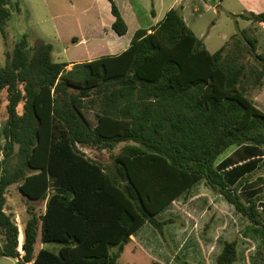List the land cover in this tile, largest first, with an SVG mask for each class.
Returning a JSON list of instances; mask_svg holds the SVG:
<instances>
[{"label":"trees","instance_id":"16d2710c","mask_svg":"<svg viewBox=\"0 0 264 264\" xmlns=\"http://www.w3.org/2000/svg\"><path fill=\"white\" fill-rule=\"evenodd\" d=\"M108 1L112 29L124 36L128 25ZM12 4L0 0L3 35ZM241 17L264 24V13ZM244 31L255 53L256 41ZM227 44L211 53L187 26L181 6L151 33L137 31L121 54L71 69L53 60L52 44L30 45L24 35L0 67V113L4 91L8 95L4 161L19 147L16 164L0 177L1 256L18 264H122L125 246L146 223L167 243L164 227L173 220L159 221L157 214L201 180L264 228L262 197L242 193L259 161L239 166L236 155L218 164L233 147L264 155V112L247 95L240 50L227 53ZM82 148L107 151L111 162L92 159ZM14 184L27 199L46 203L25 225L23 253L19 227L6 211ZM40 237L58 248L36 253ZM256 257L264 259V246ZM237 261L235 238L216 262Z\"/></svg>","mask_w":264,"mask_h":264},{"label":"rangeland","instance_id":"374dc122","mask_svg":"<svg viewBox=\"0 0 264 264\" xmlns=\"http://www.w3.org/2000/svg\"><path fill=\"white\" fill-rule=\"evenodd\" d=\"M115 1L118 5L125 7V0ZM130 1L133 3L135 13L140 15L141 22L146 23L152 17L151 5L148 11H145L141 7L145 3L144 0L143 2L140 0ZM159 1L161 0H156V2ZM173 1L166 0L165 2L170 3ZM246 1L223 0L221 8L218 9L219 14L213 10H205L206 13L201 20L202 25L197 34L199 36L201 33L207 35L205 43L211 53L220 50L227 42V53L237 49L240 50L239 61L245 65L247 73V78L243 81L247 89V95L254 101L256 106L264 109V24L254 23L240 17V15L263 14L264 0L256 2L253 6L248 3L251 0ZM12 2L13 4L10 6L12 17L5 27L6 34L3 35L0 30V67L6 65L8 57L13 54L17 42L24 35L28 37L30 45H35L40 40L52 44L54 47L53 60L56 63H66L71 60L81 59L84 55L90 54V51L96 47L95 41L87 46L79 43L78 38H91L92 33L100 34L102 32L101 27L104 24L107 26L106 33H109V37L100 36V40H103L105 46H107V41L120 46L130 43L135 33V26L127 13L128 9H125V11L130 31L123 37H119L115 33L112 29L115 17L112 13V5L108 0H12ZM243 30H245L244 35L246 37L256 41L255 53H250L251 46L242 37L243 33H239ZM237 33L240 40H231ZM237 40L240 41L239 44H237ZM237 45L239 46L236 47ZM2 100L3 105L0 113V177L3 174L4 168L8 166L12 167L16 164V154L19 149L16 146L15 155L11 159L4 161L6 141L2 133L8 120L6 109L8 95L6 91L2 95ZM18 111L22 113V104L18 107ZM91 117L93 118V115ZM233 148L226 151L220 158L229 154ZM90 150L85 152L90 158L100 160L105 164L111 162V154L109 152ZM45 208V202L31 201L24 197L19 191V184H14L8 188L6 211L12 216L16 224L22 226L23 237L24 228L32 216L31 213L42 214ZM248 224L249 228L256 227L249 222ZM204 233L203 229L198 231V228H193L191 231L194 237H201ZM39 235H41V230ZM4 243L5 239L0 232V264H18L19 259L1 256ZM39 243L37 248H39ZM50 245L52 249L53 247L57 248L55 244ZM167 251L171 252V249L168 248ZM210 260H212V257ZM141 261L144 260L141 259Z\"/></svg>","mask_w":264,"mask_h":264},{"label":"crops","instance_id":"0c3cea01","mask_svg":"<svg viewBox=\"0 0 264 264\" xmlns=\"http://www.w3.org/2000/svg\"><path fill=\"white\" fill-rule=\"evenodd\" d=\"M125 1V7L118 5L116 1L115 3L128 25V32L130 27L125 9L129 10L127 13L135 26V35L139 30H146L151 33L152 29L165 18L171 9L181 6L187 26L203 41L206 48L207 35L201 33L199 36L197 34L202 25L201 20L206 13L205 10H213L219 14L218 9L221 8L223 3V0H174L170 3H166V0L159 2L144 0L145 3L141 7L143 10L148 11L151 5L152 17L146 23H142L140 15L134 11L133 3L130 0ZM140 1L143 2V0ZM242 1L247 2L246 0ZM258 1L262 0H251L248 3L253 6ZM101 29L100 34L92 33L91 38L80 39L77 37L79 43L87 46L95 41L96 47L90 51V54L84 55L83 58L66 62L69 64L68 69H71L77 63L119 55L130 47L132 41L121 46L107 41V46H105L103 40H100V36L109 37V33H106L107 26L105 24L102 25ZM260 109L264 112V109ZM82 150L86 152L90 149L82 148ZM262 154H264V150ZM236 155L239 166L250 160L256 159L259 161L257 168L248 173L249 179L244 184L242 193L255 194L254 198L262 197L260 204L264 213V155L256 153L249 156L244 153L242 148H233L229 154L220 158L218 164ZM230 169L232 167L227 170ZM241 216L224 196L215 194L206 186L205 180H201L157 214L159 221L173 220V223L166 224L164 227L167 243L150 223H146L131 236V242L125 246L121 258L122 264H152L155 262L161 264H217V257L222 252L225 243L235 238H238V261L234 264H264V259L256 257L257 252L264 246V228L257 226L249 228L248 220ZM207 224H210V227L203 236L194 237L191 234L193 228H198V231L205 230ZM18 227L22 231V226L18 225ZM38 242L40 243L36 253L42 248L52 249L50 244L42 243L41 237ZM57 248L53 247L54 250ZM168 248L171 249V252L167 251ZM211 257L212 260H210ZM141 259L144 261H141Z\"/></svg>","mask_w":264,"mask_h":264},{"label":"built area","instance_id":"2783aa9c","mask_svg":"<svg viewBox=\"0 0 264 264\" xmlns=\"http://www.w3.org/2000/svg\"><path fill=\"white\" fill-rule=\"evenodd\" d=\"M19 231H20V236H19V251L21 253H23L22 245H23L24 237H23L22 231L20 229H19Z\"/></svg>","mask_w":264,"mask_h":264}]
</instances>
